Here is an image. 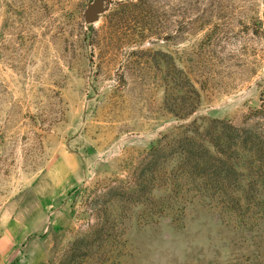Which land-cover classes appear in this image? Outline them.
Returning <instances> with one entry per match:
<instances>
[{
    "label": "rangeland",
    "instance_id": "1",
    "mask_svg": "<svg viewBox=\"0 0 264 264\" xmlns=\"http://www.w3.org/2000/svg\"><path fill=\"white\" fill-rule=\"evenodd\" d=\"M100 1L0 0V264H264V189L132 191L164 134L256 123L264 0Z\"/></svg>",
    "mask_w": 264,
    "mask_h": 264
},
{
    "label": "trees",
    "instance_id": "2",
    "mask_svg": "<svg viewBox=\"0 0 264 264\" xmlns=\"http://www.w3.org/2000/svg\"><path fill=\"white\" fill-rule=\"evenodd\" d=\"M254 113L257 121L252 125L221 120L220 126L214 118L205 135L189 129L179 135L164 134L145 153L142 174L132 191L143 195L145 189L169 188L170 201L148 198L159 214L169 204L187 200L193 190L229 199L235 211L249 210L254 196L264 189V101ZM171 163L175 166L169 169Z\"/></svg>",
    "mask_w": 264,
    "mask_h": 264
},
{
    "label": "water",
    "instance_id": "3",
    "mask_svg": "<svg viewBox=\"0 0 264 264\" xmlns=\"http://www.w3.org/2000/svg\"><path fill=\"white\" fill-rule=\"evenodd\" d=\"M101 10H102L101 1L96 0V2L93 3L91 6H89V9L87 10V13H86L87 21L93 22L94 20H96Z\"/></svg>",
    "mask_w": 264,
    "mask_h": 264
}]
</instances>
